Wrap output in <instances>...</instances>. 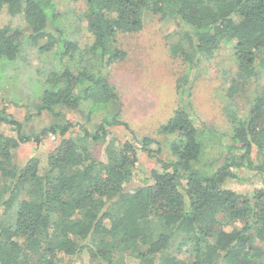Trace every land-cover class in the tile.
Wrapping results in <instances>:
<instances>
[{
    "label": "trees",
    "instance_id": "obj_1",
    "mask_svg": "<svg viewBox=\"0 0 264 264\" xmlns=\"http://www.w3.org/2000/svg\"><path fill=\"white\" fill-rule=\"evenodd\" d=\"M82 1L93 36L91 50L100 51L103 74L81 67L78 60L73 65L70 45H64L61 67L44 76L48 87L34 116L48 112L59 118L58 107L78 109L80 87L93 103L91 112L118 101L106 78L108 67L124 57L115 37L138 33L146 14L175 26L166 36L174 39L171 54L183 51L192 70L223 44H232L236 72L227 89L231 101L264 70V0ZM4 9L21 17L40 52L61 41L50 30L57 16L50 0H0V12ZM24 33L21 27L0 28V64L17 59ZM45 38V44H37ZM183 41L188 51L182 50ZM187 101L159 130L174 136L168 144L174 159L160 160L150 183L135 189L130 187L138 162L134 143L109 142L105 161H100L87 142L103 141V125L94 135L83 131L76 139L67 136L75 126L67 120L26 135L22 123L3 107L0 126H9L14 136L0 130V264H264V189L244 195L224 187L240 170L264 174V161L256 164L252 158L254 150L264 154V90L255 91L246 110H226L232 144L211 174L192 165L199 161L203 138ZM26 114L25 120L30 119L31 113ZM103 122L129 129L116 115ZM55 135L61 140L43 170L35 156L18 165L15 152L21 145L38 146ZM153 143L149 137L139 141L147 154Z\"/></svg>",
    "mask_w": 264,
    "mask_h": 264
},
{
    "label": "rangeland",
    "instance_id": "obj_2",
    "mask_svg": "<svg viewBox=\"0 0 264 264\" xmlns=\"http://www.w3.org/2000/svg\"><path fill=\"white\" fill-rule=\"evenodd\" d=\"M50 1L57 12V16L50 21L53 26L50 30L53 34L56 31L61 41L46 52H40L32 45L29 31L20 16L12 17L6 9L0 12V28L8 25L12 28L21 27L25 31L23 46L17 59L2 61L0 64V110L6 107L7 113L22 123L26 135L38 133L54 123L63 124L67 120L75 125L67 136L76 139L79 135H84L83 131L94 135L98 132V127L103 125V141L90 140L87 145L97 160L105 161L104 150L109 142H114L115 145L125 141L134 143L138 149V162L130 187L135 189L150 183V172L160 170V160L174 159L168 149L174 136L164 135L159 130L189 100L196 115V125L201 128L198 137L203 138L199 161L192 164L194 169L211 174L224 163L228 157V147L232 144L229 134L233 129L226 110L234 113L249 107L255 91L264 90V70L259 72L257 82L250 80L245 83L231 101L227 89L236 72L232 44H223L212 58L203 60L192 70L183 61V51L176 56L171 54L174 39H167L166 36L176 29L175 26L160 21L157 16L146 14L138 33H118L115 37L116 47L124 53V57L108 67L106 78L117 92L118 101L95 108L91 112L93 103L80 87L78 109L58 107L56 111L63 116L59 118L48 112L34 116L35 106L48 87L44 83V76L61 67V54L66 50L64 45H70L67 51L69 56L74 57L73 65L78 60L81 67L89 65L95 73L103 74L100 51L91 50L93 36L88 32L83 17V1ZM45 43L46 38L38 40L37 44ZM181 46L182 50L188 51L187 41H183ZM27 112L32 116L25 120ZM114 115L117 116V121L125 123L129 129L104 124V119L110 120ZM0 130L6 136H14L7 125L2 124ZM144 137L154 141L150 146V154L141 150L139 141ZM60 140L55 135L47 137L38 146L33 142L21 145L15 152L16 162L21 166L35 156L40 159V169L43 170L48 154L58 146ZM252 158L259 164L264 161V154L259 155L254 150ZM224 187L238 194L251 195L253 189H264V174L240 170L237 178L228 180ZM2 215L3 207H0V222ZM83 263H87L86 258Z\"/></svg>",
    "mask_w": 264,
    "mask_h": 264
}]
</instances>
